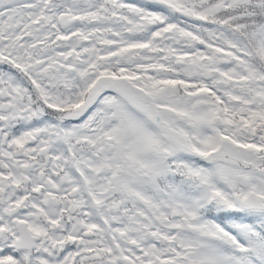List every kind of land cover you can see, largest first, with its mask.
<instances>
[{"label":"snow or ice","instance_id":"snow-or-ice-1","mask_svg":"<svg viewBox=\"0 0 264 264\" xmlns=\"http://www.w3.org/2000/svg\"><path fill=\"white\" fill-rule=\"evenodd\" d=\"M0 264H264V0H0Z\"/></svg>","mask_w":264,"mask_h":264}]
</instances>
